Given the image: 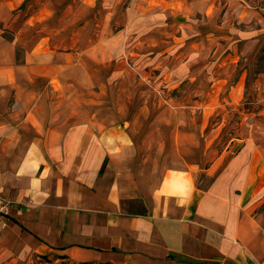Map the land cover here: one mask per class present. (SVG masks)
Segmentation results:
<instances>
[{
  "label": "crops",
  "instance_id": "crops-1",
  "mask_svg": "<svg viewBox=\"0 0 264 264\" xmlns=\"http://www.w3.org/2000/svg\"><path fill=\"white\" fill-rule=\"evenodd\" d=\"M63 55L42 37L24 60L0 58V206L11 207L0 264L57 251L74 262L257 264L261 156L225 150L204 169L206 187L194 166L146 170L127 119L52 99Z\"/></svg>",
  "mask_w": 264,
  "mask_h": 264
},
{
  "label": "rangeland",
  "instance_id": "rangeland-1",
  "mask_svg": "<svg viewBox=\"0 0 264 264\" xmlns=\"http://www.w3.org/2000/svg\"><path fill=\"white\" fill-rule=\"evenodd\" d=\"M42 37L70 64L52 99L85 100L103 116L127 119L146 170L194 166L206 187L204 169L225 150H245L248 162L261 156L252 210L261 223L256 261L264 264V0H6L7 66ZM42 259L125 264L74 262L58 251Z\"/></svg>",
  "mask_w": 264,
  "mask_h": 264
},
{
  "label": "built area",
  "instance_id": "built-area-1",
  "mask_svg": "<svg viewBox=\"0 0 264 264\" xmlns=\"http://www.w3.org/2000/svg\"><path fill=\"white\" fill-rule=\"evenodd\" d=\"M9 211L6 207L2 206L0 207V229L4 228L7 226L8 222H7V216L5 214H7Z\"/></svg>",
  "mask_w": 264,
  "mask_h": 264
},
{
  "label": "trees",
  "instance_id": "trees-1",
  "mask_svg": "<svg viewBox=\"0 0 264 264\" xmlns=\"http://www.w3.org/2000/svg\"><path fill=\"white\" fill-rule=\"evenodd\" d=\"M104 166H105V164H104ZM104 166H103V168H102V171H101V172H103V170H104ZM146 211H147V210H144V211H143V213H146Z\"/></svg>",
  "mask_w": 264,
  "mask_h": 264
}]
</instances>
